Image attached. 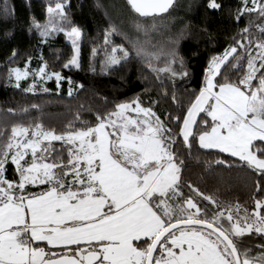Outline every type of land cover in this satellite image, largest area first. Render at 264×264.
Listing matches in <instances>:
<instances>
[{
	"label": "snow or ice",
	"instance_id": "6c2138e0",
	"mask_svg": "<svg viewBox=\"0 0 264 264\" xmlns=\"http://www.w3.org/2000/svg\"><path fill=\"white\" fill-rule=\"evenodd\" d=\"M127 3L135 13L148 17L166 13L174 0ZM206 6L222 8L218 0H207ZM47 12L44 24L33 20L42 42L63 33L75 53L63 67L80 68L82 30L72 25L63 2L49 4ZM245 12L264 18V3L242 0L235 19L239 21ZM256 27L264 34V23ZM115 31H106L105 44ZM248 32V27L241 29L247 44L234 38L235 43L222 55L209 59L202 86L198 93L192 90L194 99L184 113L167 114L178 131L137 96L117 103L112 111L95 113L94 125L82 122L77 128L69 123L57 133L40 123L18 124L12 126L10 135L0 132V138L6 136L0 139V264H264V251L251 257L249 249L241 252L237 246L245 234L264 237V196L254 197L255 206L249 210L239 203L221 205L188 185L215 207L200 206L181 190L184 161L177 147L183 144L191 149V140L198 138L201 148L238 157L258 177L257 193H264V41H253ZM16 55L14 50L12 57ZM136 55L159 59L143 48ZM244 55L246 70L238 80L217 79L223 67L240 72ZM166 56L164 68H153L150 60L149 68L173 77L188 76L178 48ZM129 57L128 49L115 45L107 64L118 65ZM30 62L31 57L23 69H9V79H15L17 88L32 75L25 91L34 92L38 82L54 78L57 88L67 80L68 95H72L71 77L47 71L46 62L30 70ZM177 62L179 72L172 67ZM41 90L49 91L47 87ZM172 100L177 102L175 95ZM157 103L150 101V105ZM53 141L61 142L59 151ZM9 162L18 180L7 178ZM30 185H42L43 190L29 192ZM259 247L264 249V244Z\"/></svg>",
	"mask_w": 264,
	"mask_h": 264
},
{
	"label": "trees",
	"instance_id": "16d2710c",
	"mask_svg": "<svg viewBox=\"0 0 264 264\" xmlns=\"http://www.w3.org/2000/svg\"><path fill=\"white\" fill-rule=\"evenodd\" d=\"M55 1L0 0V132L18 124L40 123L45 129H54L57 133L64 131L69 123L77 128L82 122L94 125L95 113L112 111L117 103L131 101L137 96L144 106H152L166 124L178 131L168 121L167 114L184 113L194 99L192 90L198 93L202 86L209 59L234 44V38L247 44L241 33L245 27L249 28L246 35L253 41H264V34L256 27L262 23L257 12H245L239 21L235 19L242 0H218L222 5L220 10L208 9L207 0H174L166 13L148 17L135 13L126 0H58L65 4L72 25L82 30L81 67L64 68V63L73 54L72 45L64 34L56 33L48 37L47 42H42L33 26L34 19L39 23L45 20L46 7ZM260 2L264 3V0ZM113 28L116 31L109 36L110 43L105 44V33ZM110 45H123L129 50L130 57L118 65H108ZM139 48L147 53H156L159 59L137 56ZM173 48H178L179 55L184 58L187 77H173L170 72L157 74L148 66L150 60L153 68L156 64H160L157 67H165L168 63L166 54ZM14 50L17 55L13 58ZM241 51L238 49V53ZM29 57L32 67H40L46 62L47 70L71 77L72 95H68L67 80L61 81L59 88L54 79L47 81L48 92L40 87L34 92L25 91L27 79L22 80L17 88L9 79V69L24 66ZM246 59L244 55L240 72L233 71L230 66L223 67L217 79L227 76L229 80H238L246 70ZM172 67L177 72L181 71L178 62ZM173 95L178 103L173 102ZM152 100L158 103L150 105ZM191 142V149L183 144L177 145L179 157L184 161L180 174L184 196H193L202 207H215L196 196L188 187L192 185L213 196L221 205L239 203L242 208L253 209L254 197L264 196V193L256 191L255 180L258 177L238 158L219 149L201 148L197 139ZM52 144L58 151L61 149V142ZM217 160L228 163L217 164ZM6 169L8 179H17L10 162ZM28 189L38 191L43 186L30 185ZM261 244H264V237L253 232L238 238L237 246L244 250L252 245L253 253L257 254L261 252Z\"/></svg>",
	"mask_w": 264,
	"mask_h": 264
},
{
	"label": "rangeland",
	"instance_id": "374dc122",
	"mask_svg": "<svg viewBox=\"0 0 264 264\" xmlns=\"http://www.w3.org/2000/svg\"><path fill=\"white\" fill-rule=\"evenodd\" d=\"M56 2H59L58 0H56L55 2H53V3H51V4H55ZM49 6V5H48ZM48 6L46 7V11H47V8H48ZM47 19H48V12H47V15H46V18H45V20L43 21V22H41V24H44L46 21H47ZM262 23H264V18H262ZM66 38V37H65ZM66 40H67V38H66ZM70 44H71V42L69 41V40H67ZM81 41V40H80ZM80 41H79V45H80ZM114 45H110V49H109V53H108V55L110 54V50H111V47H113ZM73 49V48H72ZM75 53H74V50H73V54L72 55H74ZM223 54V53H222ZM222 54H220V55H222ZM253 54H255V50H254V52H253ZM108 55H107V58H108ZM71 58V57H70ZM246 62H247V59H246ZM245 62V63H246ZM160 64H156V69H160V68H164V67H157V66H159ZM14 67H18V66H14ZM13 68V67H12ZM20 68H24V66H22V67H20ZM39 67H32L30 64H29V69L30 70H36V69H38ZM47 71H49V70H47ZM49 72H52V71H49ZM157 74H162V72H157ZM54 79V78H53ZM12 80V83L13 84H16V81H15V79L14 78H12L11 79ZM23 80H25V79H23ZM27 80H28V83H27V87L32 83V81H33V76L32 75H29V77L27 78ZM55 80V79H54ZM22 81V80H21ZM20 81V82H21ZM47 81H49V80H47ZM47 81H40V82H38L37 84H36V90L37 89H39V88H37V87H40V89H42L43 87H47L46 85H45V83L47 82ZM2 114V113H1ZM11 128H12V126L11 127H9L8 129H5V130H8V131H10L11 130ZM10 133H11V131H10ZM0 139H4V137L3 138H0ZM197 141H198V138H197ZM199 144V143H198ZM28 191L29 192H39V191H41V190H38V191H36V190H31V189H28Z\"/></svg>",
	"mask_w": 264,
	"mask_h": 264
},
{
	"label": "flooded vegetation",
	"instance_id": "af4514ba",
	"mask_svg": "<svg viewBox=\"0 0 264 264\" xmlns=\"http://www.w3.org/2000/svg\"><path fill=\"white\" fill-rule=\"evenodd\" d=\"M71 247H75V246H71ZM253 247H254V246L249 245V246H246L245 248L250 250L249 255H250L251 257H256L258 253H257V254H254V253H253V249H254ZM238 248H239V247H238ZM239 249H240V248H239ZM240 250H241V252H243V249H240ZM53 251L60 252L61 249H60V248H54ZM261 251H264V249H261Z\"/></svg>",
	"mask_w": 264,
	"mask_h": 264
},
{
	"label": "crops",
	"instance_id": "0c3cea01",
	"mask_svg": "<svg viewBox=\"0 0 264 264\" xmlns=\"http://www.w3.org/2000/svg\"><path fill=\"white\" fill-rule=\"evenodd\" d=\"M10 131H11V130H10ZM10 131L7 130V131H5V133L10 135ZM4 139H6V136L4 137ZM55 142H57V141H53L52 143H55ZM236 158H238V157H236ZM26 159H27V158H26ZM238 159H239V158H238ZM13 166H14V165H13ZM14 167H15V166H14ZM13 180H18V177H17V179L14 178ZM42 190H43V189H42Z\"/></svg>",
	"mask_w": 264,
	"mask_h": 264
},
{
	"label": "water",
	"instance_id": "95a60500",
	"mask_svg": "<svg viewBox=\"0 0 264 264\" xmlns=\"http://www.w3.org/2000/svg\"><path fill=\"white\" fill-rule=\"evenodd\" d=\"M127 1V0H126ZM130 6V5H129ZM138 14V13H137ZM159 14H162V13H159ZM139 15V14H138ZM152 15H154V14H152ZM156 15H158V14H156Z\"/></svg>",
	"mask_w": 264,
	"mask_h": 264
}]
</instances>
